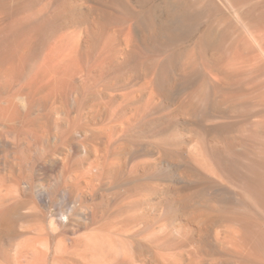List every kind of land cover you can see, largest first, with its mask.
Returning <instances> with one entry per match:
<instances>
[{"label": "bare ground", "instance_id": "1", "mask_svg": "<svg viewBox=\"0 0 264 264\" xmlns=\"http://www.w3.org/2000/svg\"><path fill=\"white\" fill-rule=\"evenodd\" d=\"M99 181L97 226L21 227ZM0 264H264V0H0Z\"/></svg>", "mask_w": 264, "mask_h": 264}, {"label": "rangeland", "instance_id": "2", "mask_svg": "<svg viewBox=\"0 0 264 264\" xmlns=\"http://www.w3.org/2000/svg\"><path fill=\"white\" fill-rule=\"evenodd\" d=\"M177 44H179L181 46H184V45L189 44V41L186 38H182L179 42H177ZM174 95L175 96L172 97V100L176 101V99H179V97L182 96V93L178 92L177 94H174ZM88 123H89V128L90 129L99 130V128H100L99 124H93L91 122H88ZM175 126L173 128L174 131L175 130L181 131L182 129H186L187 128V127H185V124H182V123L181 124L178 123ZM159 138H160V136L155 137V139H159ZM48 141L49 142L46 141L43 144V147H45L46 149H41L39 151V155H41V153L44 154V155H42V156H44V159H43L44 161L42 160V162H40V163H37V164L35 163L34 164L35 166H33V167L31 166L30 167V171H29V168H28L27 171L29 173L27 175L28 176L27 178H25V175H22V174L18 173L19 171H18V169L15 166L12 169V172H13V174L15 176H17L19 174H20V177L23 176L22 177L23 178L22 179V181H23L22 185H24L23 187L27 188L29 186L30 182L31 183L33 182V184L38 186V187L39 186L41 187L43 185H49V183L50 184L55 183L54 182V178L56 177V171H55L54 166L52 167V165L55 164V162L58 159H60V158L62 159V157L64 156V154L67 151L66 150L67 147L63 146V145H60V144H57L55 141H53V139H50ZM83 154H85V153L82 152L81 153L82 156L80 158L79 157H75V159L78 158L77 160H79V159L81 160L84 156L85 157L87 156L86 154L85 155H83ZM136 154L138 156L134 155V158H133L135 162H140V161H144V160L145 161H147V160L150 161V160L155 159V157H153L151 154H148V153H145V152H137ZM47 155H48V157H47ZM78 156H80V155H78ZM13 159H14V157H13ZM86 160H87V158H86ZM90 160L93 161L92 158ZM101 161H104V159L102 158ZM13 162H14V165H18L19 164V161H18L17 158L14 159ZM31 169H32V171H31ZM25 170H26L25 168L22 169V172H26ZM172 173L174 174L173 171L167 172V171L164 170L162 172H159V174L158 173L155 174L157 178L155 177V175H152V177H150V178H151V180L154 179V181H157L155 183L159 182L158 185H164V184L168 185V184H171L172 182H174V180H173L174 175H172ZM160 178H162V179H160ZM88 190L89 191H85L84 195L86 194V192H89L90 195H88L87 197H84L82 200H78V201H75V202L72 201L71 204L67 200H61L62 203H64L65 205L62 204V203L61 204H57V205H55V204H53V205L52 204H47V203L42 202L39 199L37 200V203L34 202V204L33 203H29V202L26 201L24 206H23L24 208L17 215L18 216L17 219L19 220V223H20L22 228L27 227L29 222H26V220H30L32 222L34 221V222L43 223L46 226H50L51 225L52 227L50 226V228H51L50 230H54L56 233L63 232V233H66V235H68L67 232L71 231L72 228L74 229L76 226H78L80 224L81 225L90 224V223L92 224V219H91L92 213H91V211H94V207H95L96 203L101 202L102 200L103 201L104 200H109L111 192H113L116 189H114V188L110 189L109 186L107 184H105V182L102 183V182L99 181V182H95V184H93V186L90 189H88ZM64 194L66 196L67 192H64ZM101 195H103V197ZM25 196H26V194H25ZM25 196H24V198L29 200L30 197L27 196L28 197L27 198ZM66 197H65V199H66ZM66 203L69 204V205H67ZM110 204L115 206V204H113V202L112 203L110 202ZM228 204H229V206L231 205L230 203H228ZM75 205H77V206H75ZM72 209L73 210L76 209V210L73 212ZM61 210H64V211H61ZM70 211H72V212H70ZM98 213H100V212L98 211ZM99 220H100V217H99ZM60 222H62L63 225L59 226ZM95 226H97V223L92 224L91 228L95 227Z\"/></svg>", "mask_w": 264, "mask_h": 264}]
</instances>
